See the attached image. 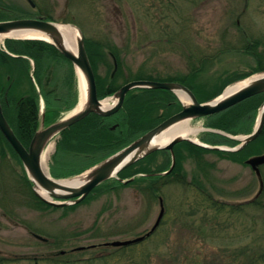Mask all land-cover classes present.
<instances>
[{
    "label": "rangeland",
    "instance_id": "1",
    "mask_svg": "<svg viewBox=\"0 0 264 264\" xmlns=\"http://www.w3.org/2000/svg\"><path fill=\"white\" fill-rule=\"evenodd\" d=\"M33 2L31 7L26 0H0L13 9L11 16L36 17L38 8L44 9L53 22L73 25L87 40L102 43L105 58L97 63L96 73L100 78L113 71L109 50L115 52L121 66L115 81L120 84L138 80L140 71L154 81L172 82L205 58L201 79L212 84L211 91L222 92L260 74L254 72L257 59L264 66V0ZM4 40L0 38V44ZM12 78L7 69L0 76L4 84L12 83ZM40 78L41 92L60 106L55 111L58 119L76 113L80 78L67 60L49 58ZM26 81L24 77V86ZM171 111L161 107L154 114L161 119ZM256 120L257 116L250 131ZM189 123L206 128L205 119H189ZM201 134L195 138L199 140ZM245 135L238 134L240 139ZM53 152L54 139L43 153L47 173ZM263 153L262 149L254 156ZM180 161L185 177L158 184L156 194L145 190L147 181L114 185L113 178L77 204L36 208L33 185L27 184L31 181L22 163L0 142V256L14 260L7 264H35L34 259L50 256L64 264H235L230 261L245 244L264 247V165L258 178L244 161L214 153L199 160L184 155ZM170 164V156L161 152L139 167L162 173ZM89 170L57 179L75 178ZM160 198L164 214L150 236L126 247L104 246L149 232L160 211ZM216 202L226 206L219 209Z\"/></svg>",
    "mask_w": 264,
    "mask_h": 264
},
{
    "label": "trees",
    "instance_id": "2",
    "mask_svg": "<svg viewBox=\"0 0 264 264\" xmlns=\"http://www.w3.org/2000/svg\"><path fill=\"white\" fill-rule=\"evenodd\" d=\"M11 11H13V9L10 6L0 3V21L30 16L25 14L21 16H11V14H8ZM48 13V11L38 8V15L36 14L37 16L35 18L53 20ZM105 43L108 44V42ZM101 45L102 43L99 41H89L84 37V46L95 75L97 95L99 98H104L115 93L125 82L122 81L120 84L115 81V76L120 73L121 66L117 55L111 50H109V55L113 60V71H111L109 76L102 78L97 76V63L105 58ZM4 46L7 53L0 48V76L4 69H7L12 74L13 81L12 83L4 84L0 80V104L3 115L16 137L23 146L27 147L40 123V94L34 86L30 72L33 70V78L39 87L45 61L49 58H54L59 61H66V59L53 45L42 40L5 39ZM199 60L197 66H191L186 74L173 78L172 82H177L187 87L194 94L198 102H205L219 95L221 89L217 88L219 90L213 92L211 91L212 84L201 79L202 76H200V73L205 68V66H203L205 58ZM103 62L104 61L101 63ZM257 62L259 63L254 72L264 71V66L261 65L259 59H257ZM31 63H33V67ZM138 73L135 79L154 80L153 77L144 74L142 71ZM24 77L27 78V85L25 86ZM157 80L168 81L161 79ZM26 87L28 90H24ZM43 100L45 106V120L46 124H49L57 119L55 110L58 109V106L54 105L55 103H52V101L50 102L47 96L43 97ZM263 100L264 94L253 96L223 112L207 116L204 118V125L208 128L220 130L230 135H238L240 133L248 134L251 132L249 126L254 122L258 108ZM161 107L169 111L172 110L171 113H169L172 115L181 109V103L175 95L168 90L137 88L127 93L122 107L113 115L103 117L92 113L66 128L60 132L55 142V150L51 155L49 165L51 176L60 178L80 174L102 161L107 156L125 147L137 137L170 116L161 117V119L155 116L154 113ZM158 119L160 121H158ZM199 138L202 142L211 145L235 146L238 143L236 140L212 132L202 133ZM0 142L17 157L16 153L1 133ZM262 149L264 150V125L259 136L238 151L210 150L187 141H182L174 146L173 151L176 164L168 175L162 176L158 174L159 172L155 173L156 171L154 170H143V166L142 168L139 167L143 162L147 161V159L154 157L158 153L163 152L170 156L167 151L158 150L121 170L117 174V177L121 180H125L135 176L128 184L137 181H147L149 186L145 190L148 189L149 193L156 194L161 187L159 186V188H157L158 184L166 185L167 179L172 178L173 180H179L185 177L182 174V165L180 161L184 155L199 160L207 153H214L229 158L232 161L242 163L246 158L256 154ZM17 159L19 158L17 157ZM134 167L136 169L131 170ZM139 174L142 175L136 177V175ZM112 182L114 185H124L116 179H113ZM106 183L108 182L101 184L97 188L106 185ZM27 184L31 186V182ZM32 203L36 208H47L51 206L33 194ZM252 203H254V201L248 202L247 204L250 205ZM213 204L219 209H221V206H226L217 202ZM231 209L234 210L235 208ZM261 234L262 239H264V229ZM238 250L239 251L236 252L235 257L230 263L264 264V247L262 245L253 243L245 244ZM59 259L60 258L57 256L41 257L34 259V263L64 264V262ZM13 261L14 260H9L0 256V264H7Z\"/></svg>",
    "mask_w": 264,
    "mask_h": 264
},
{
    "label": "water",
    "instance_id": "3",
    "mask_svg": "<svg viewBox=\"0 0 264 264\" xmlns=\"http://www.w3.org/2000/svg\"><path fill=\"white\" fill-rule=\"evenodd\" d=\"M27 2L33 6L31 0ZM12 32L18 33H40L48 37L57 50L68 60L74 67L81 73L85 81L86 89V102L81 110L70 115L67 118L54 122L47 127L41 126L33 135L27 148H25L14 134L12 128L3 115L0 105V132L9 143L11 148L15 151L20 159L30 181L33 185L34 194L43 200L45 203L54 207H64L71 204H77L81 202L93 189L100 184L106 182L109 179L117 178V174L134 164L135 162L143 159L144 157L152 154L157 150L169 151L172 158V163L168 171L163 174L169 173L175 166V157L173 153V147L181 141H188L196 144L200 147L211 150H225V151H238L242 149L247 143L255 140L260 134L264 124V101L260 107L259 120L255 125L253 131L239 139L238 137L229 136L223 132L211 129H203L201 131H213L229 138L240 140V143L233 148L224 146H211L204 144L198 140L185 137H174L165 146H153L150 147V143L159 133L167 129L168 127L185 119H198L207 116L215 115L223 112L238 103L249 99L255 95L264 93V71L261 72L259 77L251 81L249 84L239 89L230 95L223 97L225 91H223L218 97L203 103H199L194 94L185 86L175 82H159L151 80H134L126 83L118 91H116L113 97L116 99V103L110 108H103L102 101L98 99L95 77L90 65L85 46L84 39L80 30H78V39L76 40V54L69 51L63 42V37L59 30L55 27V23L46 21L43 19L34 18H20L13 20L0 21V35L9 34ZM12 38V37H9ZM21 39V38H16ZM39 39V38H38ZM42 39V38H41ZM45 40V39H42ZM48 41V40H45ZM136 88H151L168 90L174 93L177 97V91H183L188 97L189 104H184L182 101L181 110L177 113L166 118L155 127L151 128L131 143L109 155L95 166H93L87 174V180L81 186H67L60 184L58 179H54L49 173L45 172L42 166L41 158L42 152L47 143L57 134L75 124L76 122L84 119L89 114H97L99 116L107 117L116 113L122 106L126 94ZM179 98V97H178ZM180 100V99H179ZM43 117V116H42ZM245 164L249 165L255 172L258 178L261 177L259 166L264 164V154L256 155L248 158ZM66 180V179H65ZM130 181V180H128ZM128 181L121 180L122 183ZM38 185L42 189L46 190L50 199L41 197L35 190V186ZM262 188V183H260ZM164 214V208L162 199H160V211L158 217L152 226V228L144 236H140L135 239L126 241H114L110 243H104V246L123 247L143 241L159 225ZM33 236L41 241L46 239L33 234Z\"/></svg>",
    "mask_w": 264,
    "mask_h": 264
},
{
    "label": "bare ground",
    "instance_id": "4",
    "mask_svg": "<svg viewBox=\"0 0 264 264\" xmlns=\"http://www.w3.org/2000/svg\"><path fill=\"white\" fill-rule=\"evenodd\" d=\"M55 27L59 30V32L61 33V35L63 37L64 46L69 51L76 54V40L79 37L77 28L73 25H70V24H59V23H55ZM6 37L42 38V39L51 41L48 37H46L45 35L40 34V33H24L23 34V33H18V32H12L9 34L0 35L1 39L6 38ZM78 75L80 78V86L81 87H80L79 103L76 107V112L81 110L83 108V106L85 105V102H86L85 81H84V78L82 77L81 73H79V71H78ZM259 76H260L259 74L254 75L252 77L247 78L244 81H241V82H238L232 86H229L225 90L222 98L230 95L233 92L238 91L239 89L243 88L244 86H246L247 84H249L251 81H253L254 79H256ZM177 95L184 104H189L188 97L186 96V94L183 91H177ZM107 102H108V100L102 102L103 108H110L111 107L110 106L111 104H108ZM198 131H199V128L192 127L189 123V119H185V120H182V121L168 127L167 129H165L164 131L159 133L157 136H155L154 139L152 140V142L150 143V147L165 146L174 137H185V138H191L193 140H196L195 135ZM41 162L43 163V155L41 158ZM87 174L88 173H83L82 175L75 177V178L61 180V181H59V183L63 184V185H67V186L78 187V186H81L82 184L85 183V181L87 180ZM35 190L37 191V193L41 197H43L45 199H50L48 192L46 190L42 189L40 186L36 185Z\"/></svg>",
    "mask_w": 264,
    "mask_h": 264
},
{
    "label": "flooded vegetation",
    "instance_id": "5",
    "mask_svg": "<svg viewBox=\"0 0 264 264\" xmlns=\"http://www.w3.org/2000/svg\"><path fill=\"white\" fill-rule=\"evenodd\" d=\"M31 77H32V79H33V83H34V86H35L37 92L40 94V97L43 99V97H45V96H47V95H45L44 93H42L40 88H37V86H36L37 84H36V82H35V80H34V78H33V73L31 74ZM47 98L50 100V102H51V101H52V102H57L56 99H51V98H49V96H47ZM55 104H56V103H55ZM55 104H54V105H55ZM59 107H60V106L58 105V109H59ZM46 110H47V109H46ZM56 110H57V109H56ZM56 110H55V111H56ZM47 111H48V110H47ZM168 153H169V152H168ZM169 154H170V153H169ZM169 167H170V166H169ZM168 169H169V168H168ZM168 169H167V170H168ZM173 169H174V167L172 168V170H173ZM172 170H171V171H172ZM171 171H170V172H171ZM170 172H169V173H170ZM169 173H167L166 175H168Z\"/></svg>",
    "mask_w": 264,
    "mask_h": 264
}]
</instances>
